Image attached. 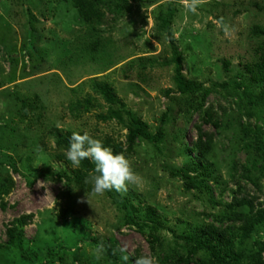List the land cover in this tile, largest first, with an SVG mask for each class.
<instances>
[{
	"label": "rangeland",
	"instance_id": "rangeland-1",
	"mask_svg": "<svg viewBox=\"0 0 264 264\" xmlns=\"http://www.w3.org/2000/svg\"><path fill=\"white\" fill-rule=\"evenodd\" d=\"M173 48L200 90L177 89ZM263 53L264 0H208L195 13L180 0H0V264H125L122 247L126 264L149 254L173 264L190 249L182 237L206 225L227 230L244 255L257 251L264 224L248 238L242 228L264 208ZM132 116L151 134L162 126L163 139L129 144ZM84 131L132 162L140 179L119 193L142 228L126 222L110 191L92 193L93 168L66 159L71 134ZM191 159L207 165L191 175L210 190L187 183ZM108 240L118 258L97 259Z\"/></svg>",
	"mask_w": 264,
	"mask_h": 264
},
{
	"label": "trees",
	"instance_id": "trees-1",
	"mask_svg": "<svg viewBox=\"0 0 264 264\" xmlns=\"http://www.w3.org/2000/svg\"><path fill=\"white\" fill-rule=\"evenodd\" d=\"M175 9L169 7L167 12L161 17V26L164 29H169L171 26V21L174 15ZM172 61L175 64V82L177 89L181 93H193L200 90V86L189 82L185 79L182 73V57L179 51L176 48L172 49ZM257 77L260 79V84L264 86V53L262 55L261 62L257 64ZM102 92L110 100L114 102L115 95L106 85L101 86ZM245 93L250 96L248 91ZM167 111L161 115V123H164L167 119ZM164 130L160 126L156 133L151 134L147 125L139 118L132 116L130 119V125L128 127L127 141L129 144H132L136 139H146L151 142H159L163 139ZM202 142L196 143L195 148L200 154H205V149ZM262 148V145L259 146ZM264 147V146H263ZM83 163L85 167L94 168V166L89 162V160H84ZM190 164V165H189ZM185 169L181 170L183 176L186 177L187 183L194 188L206 187L210 190V187L204 183V179L198 180L196 177L191 175L193 172H196L201 166L204 170L207 169V165H202L200 160L191 159ZM114 201L121 203L124 211L125 218L127 223L134 224L142 228L143 222H140L137 217V209L133 206L125 197L121 196L119 192L115 190L110 191ZM238 204H248L253 211L252 203L246 199H241L238 201ZM149 218L154 224L156 229L158 225L157 215L155 211L151 210L149 213ZM245 225L242 230V238H248L250 232L254 229L256 225L264 224V208L258 209L250 217L244 219ZM13 231L8 230V234L12 235ZM184 241L190 245L188 254L183 257H179L173 264H190L193 261L194 256L199 252L203 251L206 257L201 258L200 262L196 264H264V241L259 242L257 251H250L249 253H244L242 251L236 250L233 245V240L229 236L227 230L221 229L214 225H206L201 227L199 233H188L182 237ZM13 242L12 238L8 240ZM101 243V242H100ZM105 246V251L112 260L118 258V247L115 242L110 240L103 242ZM50 258H61L63 256V251L48 254ZM243 257L246 258L244 261ZM130 262L134 264L133 259H130ZM195 264V263H194Z\"/></svg>",
	"mask_w": 264,
	"mask_h": 264
},
{
	"label": "clouds",
	"instance_id": "clouds-1",
	"mask_svg": "<svg viewBox=\"0 0 264 264\" xmlns=\"http://www.w3.org/2000/svg\"><path fill=\"white\" fill-rule=\"evenodd\" d=\"M180 2L187 11L195 13L198 7L208 0H180ZM217 24L227 29L223 18L218 20ZM65 157L75 168H79L84 160L92 162L94 168L88 174L85 183L92 186L91 191L95 195H103L112 190L126 192L129 184H135L140 179L132 167V162L123 153H114L102 140L93 138L87 131L83 134L79 132L71 134ZM37 187H44V181H37ZM95 252L96 258L100 259L105 252L103 242L96 246ZM119 252L122 254L120 259L126 264L129 261L127 248L122 247ZM134 264H159V262L155 256L149 254L136 258Z\"/></svg>",
	"mask_w": 264,
	"mask_h": 264
}]
</instances>
